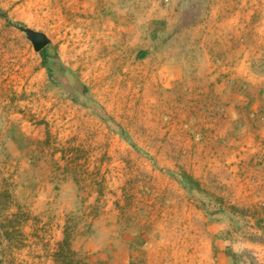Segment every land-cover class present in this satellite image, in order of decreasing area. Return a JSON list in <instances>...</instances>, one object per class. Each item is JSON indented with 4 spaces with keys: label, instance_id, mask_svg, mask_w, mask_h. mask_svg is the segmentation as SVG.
<instances>
[{
    "label": "rangeland",
    "instance_id": "374dc122",
    "mask_svg": "<svg viewBox=\"0 0 264 264\" xmlns=\"http://www.w3.org/2000/svg\"><path fill=\"white\" fill-rule=\"evenodd\" d=\"M0 264H264V0H0Z\"/></svg>",
    "mask_w": 264,
    "mask_h": 264
},
{
    "label": "water",
    "instance_id": "95a60500",
    "mask_svg": "<svg viewBox=\"0 0 264 264\" xmlns=\"http://www.w3.org/2000/svg\"><path fill=\"white\" fill-rule=\"evenodd\" d=\"M24 32L36 51H40L47 45L48 40L42 33L31 30H24Z\"/></svg>",
    "mask_w": 264,
    "mask_h": 264
}]
</instances>
